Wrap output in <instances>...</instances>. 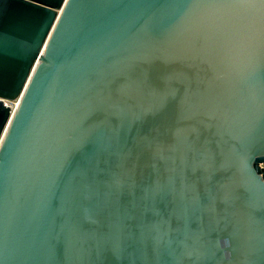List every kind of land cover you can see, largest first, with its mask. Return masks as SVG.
<instances>
[{
    "label": "water",
    "instance_id": "95a60500",
    "mask_svg": "<svg viewBox=\"0 0 264 264\" xmlns=\"http://www.w3.org/2000/svg\"><path fill=\"white\" fill-rule=\"evenodd\" d=\"M0 264H264V0H0Z\"/></svg>",
    "mask_w": 264,
    "mask_h": 264
}]
</instances>
